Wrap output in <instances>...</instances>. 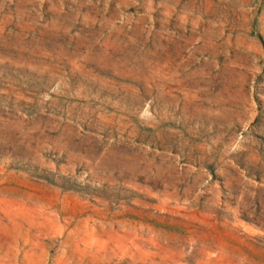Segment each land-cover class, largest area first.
<instances>
[{
    "label": "rangeland",
    "instance_id": "1",
    "mask_svg": "<svg viewBox=\"0 0 264 264\" xmlns=\"http://www.w3.org/2000/svg\"><path fill=\"white\" fill-rule=\"evenodd\" d=\"M0 264H264V0H0Z\"/></svg>",
    "mask_w": 264,
    "mask_h": 264
}]
</instances>
